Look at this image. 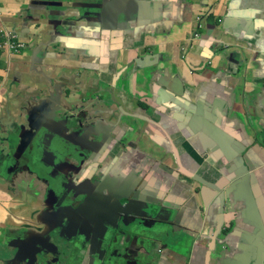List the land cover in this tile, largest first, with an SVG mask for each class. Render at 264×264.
Segmentation results:
<instances>
[{"label":"crops","instance_id":"crops-1","mask_svg":"<svg viewBox=\"0 0 264 264\" xmlns=\"http://www.w3.org/2000/svg\"><path fill=\"white\" fill-rule=\"evenodd\" d=\"M42 1L0 0V36L15 33L26 46L18 55L0 50V175L1 161L9 152L8 139L19 135V124L23 121L17 117L14 133H9L12 119L26 116V109L40 98H43V107L36 113L35 129H41L47 123L48 118L43 114L48 115L54 108H50L52 103L59 107L57 114H64V108L74 113L88 111L92 115H104L109 111L108 115L113 113L116 117H104L105 125L111 127V132H101L105 141L119 137L126 131L124 126L129 125L133 129L129 142L124 146L115 142L106 155L102 151L88 154L83 151L80 169L74 173L77 177L72 180L78 186L86 184L91 188L105 177L115 184H132L145 176L151 192L166 205L177 208L176 230L193 240L191 251L172 253L162 248L160 259L153 260L152 264H200L207 253L206 242L213 241L215 245L227 241L225 234L238 223L243 228L238 244L247 242L246 245L264 248L259 244L260 239H247L246 235L255 228L264 229V0H150L149 13L156 15L157 9L162 13L161 19L151 26L140 30L131 26L126 32L110 33L103 41L94 38L91 32L84 33L82 38L98 42L94 57L89 58L84 54L81 57L80 51L74 52L71 44L68 51L53 50L43 54L35 36L43 35L50 43H56L57 35L52 32L53 22L35 12L34 5ZM47 3L58 8L64 4L59 0H47ZM39 20L44 25L52 23L51 28H40ZM198 24H201L200 36L196 38L194 31L198 32ZM166 34L169 37L162 39ZM148 35L151 38L145 45L146 53H143L140 39ZM156 35V39L164 43L156 45ZM148 55H155L159 68H163L156 70L155 80L163 83L173 77L179 79H176L175 89L182 96L175 98L181 106L173 107L167 102L168 93L154 84L155 80L149 84L151 91L159 92V98L149 95L137 77L135 83L134 73L129 78V95L123 92L127 79L113 90L106 88L105 82L113 79V70L119 69V62L127 64L135 57ZM147 65L140 63L137 68ZM94 70L100 71L96 74L92 72ZM136 70L143 76L145 71L151 72L153 68ZM44 73L50 78L48 82L42 77ZM92 73L95 74L93 78ZM161 73H165L166 78H162ZM97 82L102 83L108 94L91 90ZM62 84L74 85L73 99L63 97ZM212 128L219 130L214 135L225 148L232 149L236 142L243 146V154L253 168L248 184L231 181L230 170L234 167L225 163L230 154L236 156L235 151L223 152L217 158L209 151ZM30 143V136L23 135L21 144ZM86 155L101 164L88 163L91 161H86ZM22 158L18 166L15 163L8 166L11 169L7 180L0 177V264L3 263L1 245L8 232L14 233L16 244L23 245L32 229L37 225L45 226L43 218L49 217L48 207L44 203L38 206V200L43 202L45 185L49 186L51 181L38 176L26 152ZM118 161L120 168H127L125 174H113ZM176 161L191 163L198 178L218 188L216 191L211 189L206 207L200 198L198 182L193 185L195 198L189 194L188 186L191 185H182L184 181H190L189 178L171 173ZM175 178L181 179L182 184ZM31 181L39 188L35 197L23 188ZM215 199L221 200V205L211 207ZM229 199L234 200L232 208L228 206ZM239 214L244 222L239 219ZM23 228L27 231H21ZM237 232H234V238H238ZM233 251L231 249L229 254ZM85 253L84 250L75 251L71 258L82 262ZM254 256L264 259L263 252L257 249ZM218 258L219 254L213 251L211 263ZM13 264L22 263L17 259Z\"/></svg>","mask_w":264,"mask_h":264},{"label":"water","instance_id":"water-1","mask_svg":"<svg viewBox=\"0 0 264 264\" xmlns=\"http://www.w3.org/2000/svg\"><path fill=\"white\" fill-rule=\"evenodd\" d=\"M149 1L59 0L64 4L58 8L49 5L47 0H44L34 5V9L39 17L53 22L52 32L57 35L54 38L56 43H50L43 35L35 36L36 43L43 50V54H50L53 50L56 52L68 51V46L71 44L74 47V52L80 51L81 57L83 54L88 58L94 57L98 42L97 40L90 41L82 38L84 33L91 32L94 38L99 37V40L103 41L110 33L126 32L131 26L135 28L151 26L152 23L161 19L162 13L160 14L157 9L156 15L150 14ZM38 24H40V28L45 29L51 28L52 23L44 25L39 20ZM144 61L148 62L147 67H140L139 70L145 71L148 66H152L153 71H145L143 77L146 82L142 86L148 89L149 95L159 98V92L151 91L152 88L149 83L155 80L156 70L163 68H159L157 63H150V61H156L155 55L144 57V60L140 62L141 65H144ZM94 71L99 72L100 70ZM94 75L92 73V77ZM42 77L47 82L50 80L45 73ZM161 77L166 78V74L161 73ZM176 79L178 78L173 77L163 83L158 80L154 82L165 93H168L167 102L171 103L173 107L182 105L175 98V96H182L181 92L175 89V86L178 85ZM42 107L43 98H40L26 109L27 123L21 124L19 129L20 144L9 149L5 156L11 158V164L17 162L19 165L23 161L22 155L26 152L29 155L32 168L37 170L38 176L46 177L51 181L49 186L45 185L44 200L46 199V201L43 200L42 202L48 207L49 217L43 218L46 221L45 226L37 225L32 229L33 231L29 233L23 245L16 244L14 233L8 232L5 242L1 245L2 264H13L17 259L22 264H152L153 260L160 259L162 248L177 253L174 245L180 240V234H183L176 230V226H178V222L176 223L177 208L166 205L156 193L151 192L145 176L132 184L126 182L115 184L111 178L105 177L100 182L92 184L91 188H88L86 184L78 186V183L69 182L75 171L68 165H79L83 151H86V154L102 151L103 155H106L115 142L119 143L116 145H126L124 143L129 142L130 134L133 131H124L119 137H114V140L105 141L101 132L104 134L108 131L111 132V127L105 125L103 113L98 114L100 119L97 125H94L89 122L91 112L86 111L77 114L71 109L64 108V114L83 117L84 122L89 124L90 128L86 131L88 138L95 135L94 132L99 133L98 137L95 138L98 144L84 143L87 140L85 137L73 140L72 134L68 133L71 123H68L64 114H57L59 107H55L53 103L50 104V108H54L50 109L49 114H43L48 118L47 123L41 129H35L33 123L36 119V113L37 111L40 113ZM119 118L117 120L120 124ZM133 118L141 123L145 122L142 118ZM145 119L148 121V118ZM103 126L104 130L101 131ZM39 130H43V132L39 133ZM210 132L213 136L211 138L212 147L209 148V151L215 158L227 151H231V153L235 151L236 153V156L230 154L231 157H228L225 163H231V166L234 167L230 170L233 178L232 183L235 180H240L246 181L248 184L252 178L251 171L253 168L248 163L246 155L243 154V146L236 142L232 149H227L221 141H218L220 138L214 135V132H219V130L212 128ZM23 135L30 136V144H21ZM54 141H58L59 144H54ZM99 143L102 145L98 146ZM130 146H134V144ZM86 161L101 164L88 155H86ZM175 164L172 168L174 174L180 172V175L194 179L201 184L200 198L206 207L211 189L216 191L218 188H215L212 183L198 178L191 169V163L176 161ZM117 165L118 167H114L113 174H125L127 168H120V161ZM61 167L67 169L64 179L60 178ZM10 169L8 167L5 174L9 173ZM79 169L80 167L77 172ZM43 170L45 172H42ZM50 194L54 200L49 205L47 201ZM83 194L85 197L81 204L75 208L68 207L70 201ZM233 203L234 200L229 199L228 206L230 205L232 208ZM217 205H221V200L215 199L211 207ZM93 214H95L94 217H92ZM95 217L96 219L92 220ZM239 219L244 222L242 215ZM239 225V223L233 225L231 230L225 234V238L227 241H231L228 242L231 245L225 240L213 245V241L208 240L206 242L207 253L200 264H212L210 255L213 251L219 254V258L213 264H264V259L260 260L254 256L257 249L258 252H263L264 257V248L246 245L247 242L238 244L240 235L243 233V228ZM21 231L26 232L27 228H23ZM235 231H239L237 232L238 238H234ZM246 235L248 236L247 239L253 237L260 239L259 244L264 246V229L255 228ZM220 246H224V249H219ZM231 249L234 251L229 254ZM82 250L86 251L85 259L82 262L72 260L73 253Z\"/></svg>","mask_w":264,"mask_h":264},{"label":"flooded vegetation","instance_id":"flooded-vegetation-1","mask_svg":"<svg viewBox=\"0 0 264 264\" xmlns=\"http://www.w3.org/2000/svg\"><path fill=\"white\" fill-rule=\"evenodd\" d=\"M198 30V29H197ZM195 32V34L194 35H197V37H199L200 35H199V32L200 31H194ZM12 34V33H11ZM156 37H157V35L156 36H154V40H155V42H156V45L157 44H159V43H164V42H161L159 39H156ZM168 38L169 37V35L168 34H166V36L165 37H162V39H165V38ZM150 38H151V35H148V36H142L141 37V39L140 40H142V43H140V47H142L143 49H142V52L143 53H146V49H145V45H146V43L150 40ZM156 49H158L157 47H155ZM142 60H144V57H141V58H137L136 59V57L135 58H133V59H131L127 64H122L121 62H119V65H118V68L119 69H117V68H114V70H113V75L114 76H116L117 77V79L116 80H114V76H113V79H111V80H109L108 82H105L106 84H107V86H106V88L109 90V89H114V88H116V86H118V85H121L122 83V80L123 79H127L128 81H127V83L126 84H123V87L125 88V90L123 91L124 92V95H129L130 94V92H129V84H130V77L132 76V74L134 73V81H135V83H136V77H137V71L138 70H136V68H137V66L140 64V62L142 61ZM145 63L144 64H146V63H148L147 61H144ZM159 61H156V63H158ZM150 63H154V61H150ZM92 72H94V73H98V71H92ZM93 78V77H92ZM113 80H114V84H113ZM141 82H142V84H144L146 81L144 80V79H141ZM92 89H97V91H99L100 93H106V94H108L107 93V91L106 90H104L103 89V86H102V83H100V84H98V82L97 83H95L92 87H91V90ZM90 90V93H93L92 91ZM109 112V111H108ZM108 112L107 113H105L104 114V116H109V117H116L113 113H111V114H109L108 115ZM78 114V113H77ZM66 117H67V119H68V123H71V126H70V128L68 129V133H71L72 134V138H73V140H79V139H81V138H83V137H85V138H87V140H85L84 141V143H94V145L95 144H98V142H97V140L94 138V135H92L90 138H88L87 137V129H89L90 128V126L88 125V124H86V125H84L83 123H82V118H79V117H73V116H70L69 114H67V113H65L64 114ZM98 114H94V115H90V123H92V124H94V125H97V123H98V121H99V119H98ZM78 125H80V127H78ZM124 129L126 130V131H129V130H132L133 131V129L131 128V126H129V125H126V126H124ZM102 131V130H101ZM100 131V132H101ZM94 134H97L96 132H94ZM66 142V141H65ZM67 143V142H66ZM54 144H59V142L58 141H54ZM18 166V165H17ZM68 167H70V168H73L74 169V171L75 172H77V169L79 168V165L78 164H76L75 166H72V165H68ZM66 171H67V169H66V167H61V170H60V178H62V179H64V178H66ZM171 173L172 174H174L175 172L173 171V169H172V171H171ZM179 176H182V175H180V172L179 173H177ZM77 174H75L73 177H75ZM73 177H71V179H70V181L69 182H71L72 183V178ZM182 177H184V178H188V177H186V176H182ZM176 180L175 181H178V182H180V180L181 179H179V178H175ZM189 180L190 181H184V183L182 184L181 182H180V184H182V185H191V186H188V189H189V194L190 195H192V196H194L195 198L197 197V194H196V188H193V185H195L196 184V180H194V179H191V178H189ZM32 183L30 184L31 185V190H32V192H37L38 191V185L36 184V182L35 181H31ZM74 182V181H73ZM199 183V182H198ZM200 184V183H199ZM200 186H201V184H200ZM23 188H25V189H28L29 188V184L27 183V185L25 186V187H23ZM199 192H200V189H199ZM200 194V193H199ZM84 197H85V195L83 194V195H78L76 198H74L72 201H70L69 202V204H68V207H70V208H75L78 204H81L82 203V200L84 199ZM54 200V198H53V196H52V194H50V196H49V198H48V201H47V203L50 205L51 203H52V201ZM44 201H46V199L44 200ZM38 206H42V201L41 200H38ZM224 207H226V204L224 205ZM37 221H39V220H37ZM230 230V228H228L227 229V232Z\"/></svg>","mask_w":264,"mask_h":264},{"label":"rangeland","instance_id":"rangeland-1","mask_svg":"<svg viewBox=\"0 0 264 264\" xmlns=\"http://www.w3.org/2000/svg\"><path fill=\"white\" fill-rule=\"evenodd\" d=\"M144 6V4H143ZM1 53V52H0ZM2 54H0V57H1ZM61 87L63 88V97L65 99H73V92H74V85H69V84H62ZM78 93V91H77ZM77 95V94H76ZM19 117V118H22L23 121H22V124L24 123H27V115H22V116H16L12 119L11 121V125H10V129H9V133H14V127L18 124L15 119ZM98 119H100V116H97ZM105 117V116H104ZM83 118V117H82ZM116 119V118H115ZM89 121H90V117H89ZM82 123L84 125H86V123L84 122V120L82 119ZM21 125V124H19ZM89 125V124H88ZM9 149H11L12 147H17V144H20V141L18 139V136L17 135H14V137H9ZM221 151V150H220ZM2 226H0L1 228ZM180 240L174 245V249L175 251L178 253H187V251L190 249L191 251V245L193 243V240L188 238L186 235L184 234H180Z\"/></svg>","mask_w":264,"mask_h":264},{"label":"built area","instance_id":"built-area-1","mask_svg":"<svg viewBox=\"0 0 264 264\" xmlns=\"http://www.w3.org/2000/svg\"><path fill=\"white\" fill-rule=\"evenodd\" d=\"M0 50L17 55L25 50V45L13 34L3 33L0 36Z\"/></svg>","mask_w":264,"mask_h":264},{"label":"clouds","instance_id":"clouds-1","mask_svg":"<svg viewBox=\"0 0 264 264\" xmlns=\"http://www.w3.org/2000/svg\"><path fill=\"white\" fill-rule=\"evenodd\" d=\"M149 2H150V1H149ZM187 5H190V3L187 2ZM150 6H151V5H150ZM206 15H207V17H210L208 13H207ZM196 17H197V15L195 16L194 21H196ZM148 27H149V26H148ZM144 28H146V27H144ZM144 28H136V29L140 30V29H144ZM200 28H201V24H198V26H197L198 31H200ZM12 34L16 36L15 33H12ZM16 37H17V36H16ZM194 37L197 38V35H194ZM17 38H18V37H17ZM25 49H26V46H25ZM23 51H24V50H23ZM21 52H22V51H21ZM21 52H20V53H21ZM20 53H19V54H20ZM17 55H18V54H17ZM155 62H156V61H155ZM136 69H139V68H136ZM137 78H138L139 80H141V79L143 78V76H141V75H137ZM247 125H248V124H247ZM101 130H102V131L104 130V126L102 127ZM28 184H29V188H28V189H25V188H24V190H25L27 193H29V195L35 197L36 195H35L34 192H32L30 183H28ZM37 192H39V189H38Z\"/></svg>","mask_w":264,"mask_h":264},{"label":"trees","instance_id":"trees-1","mask_svg":"<svg viewBox=\"0 0 264 264\" xmlns=\"http://www.w3.org/2000/svg\"><path fill=\"white\" fill-rule=\"evenodd\" d=\"M12 163L11 158H7L5 156V158L1 161V167H2V171H1V178H4L5 180L8 179L7 174H5V171L8 169V166ZM15 165L17 166V162H15ZM23 183L25 184V181H23ZM27 185V184H26ZM25 187V186H23Z\"/></svg>","mask_w":264,"mask_h":264}]
</instances>
